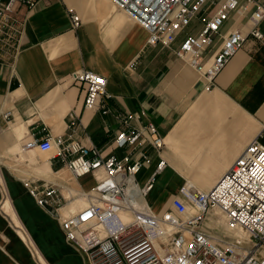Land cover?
I'll list each match as a JSON object with an SVG mask.
<instances>
[{
    "label": "crops",
    "instance_id": "crops-1",
    "mask_svg": "<svg viewBox=\"0 0 264 264\" xmlns=\"http://www.w3.org/2000/svg\"><path fill=\"white\" fill-rule=\"evenodd\" d=\"M233 23L234 17L222 32ZM259 28L262 42L247 37L206 91V81L174 55L180 39L171 49L149 45L147 32L107 0L17 2L11 22L0 20V264H88L25 183L57 186L69 199L67 210L77 213L95 180L73 178L54 152L25 148L31 139L78 141L119 159L146 153L151 163L140 183L164 160L148 196L155 212L185 182L212 188L252 139L260 135L264 145V19ZM82 69L106 79L97 109H83V92L70 78ZM73 110L79 121L71 128ZM124 114L135 117L131 126L153 124L161 148H119L114 140L124 126L117 116Z\"/></svg>",
    "mask_w": 264,
    "mask_h": 264
},
{
    "label": "built area",
    "instance_id": "built-area-1",
    "mask_svg": "<svg viewBox=\"0 0 264 264\" xmlns=\"http://www.w3.org/2000/svg\"><path fill=\"white\" fill-rule=\"evenodd\" d=\"M19 1L0 6L4 24L11 22ZM107 1L147 32L149 45L171 49L180 39L173 53L206 81V91L247 37L257 43L263 40L259 26L264 0ZM32 2L23 0L27 5ZM69 13L72 27H78L79 17ZM232 17L234 23L243 20L242 26L233 23L222 32ZM70 78L83 92V109H97L106 96V79L85 69ZM67 117L71 128L79 121L74 110ZM117 118L124 126L114 140L119 148L146 142L161 148L153 124L131 126L135 120L131 114ZM259 137L244 147L212 188L202 191L185 182L157 212L148 196L166 162L160 159L140 183L139 173L151 163L146 153L103 157L95 147L45 135L24 147L54 152L73 178L90 175L95 185L82 193L86 206L77 213L67 210L69 199L57 186L38 189L29 182L25 186L37 205L59 221L66 243L88 264H264V146ZM214 210L220 219L211 214Z\"/></svg>",
    "mask_w": 264,
    "mask_h": 264
},
{
    "label": "rangeland",
    "instance_id": "rangeland-1",
    "mask_svg": "<svg viewBox=\"0 0 264 264\" xmlns=\"http://www.w3.org/2000/svg\"><path fill=\"white\" fill-rule=\"evenodd\" d=\"M191 31V28H188L187 29V31L186 32H190ZM263 143H264V140H263ZM263 145V144H262ZM264 146V145H263ZM200 190V189H199ZM202 191H204V190H202ZM166 203V202H165ZM166 205V204H165ZM219 217V219H220V215L218 216Z\"/></svg>",
    "mask_w": 264,
    "mask_h": 264
},
{
    "label": "bare ground",
    "instance_id": "bare-ground-1",
    "mask_svg": "<svg viewBox=\"0 0 264 264\" xmlns=\"http://www.w3.org/2000/svg\"><path fill=\"white\" fill-rule=\"evenodd\" d=\"M215 211H217V210H214L213 212H215ZM213 212H212V213H213ZM217 212H218V211H217ZM212 213H211V214H212Z\"/></svg>",
    "mask_w": 264,
    "mask_h": 264
}]
</instances>
